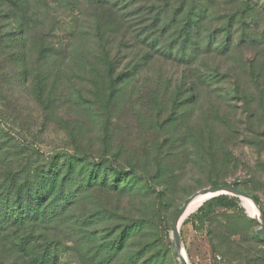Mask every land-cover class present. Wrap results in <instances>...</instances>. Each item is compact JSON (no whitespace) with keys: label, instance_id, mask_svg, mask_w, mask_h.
Wrapping results in <instances>:
<instances>
[{"label":"trees","instance_id":"16d2710c","mask_svg":"<svg viewBox=\"0 0 264 264\" xmlns=\"http://www.w3.org/2000/svg\"><path fill=\"white\" fill-rule=\"evenodd\" d=\"M54 1L59 6L72 5L79 15L65 49L51 41L55 21L49 17L48 0H0V21L13 26L0 40V59L9 61L21 86L31 84L37 103L47 105L48 111L50 105H140L149 120L143 121V112L138 113V129L145 139L140 146L143 159L129 163L127 171L110 167L119 180L131 179L122 187L98 182L93 172L77 176V187L71 185L77 162L92 166L89 153L65 154L59 167L53 155L33 169L40 158L36 150L29 149L25 156L22 145L11 140L5 143L7 152L0 145V243L9 244L28 264H49L45 253L58 244L38 245L44 236L38 229L60 222L80 193L98 187L122 195L144 193L148 198L160 188L155 199L161 203L163 191L172 192L187 169L224 174L236 168L238 160L230 148L242 134L249 144L264 150V112L252 108L264 105V62L235 59L234 67L222 71L219 65L201 61L203 47L206 53L223 54L231 47L199 44L198 20L187 16L184 24V17L177 10L171 14L164 0ZM124 60H128L125 65ZM168 63L171 68L165 67ZM235 105H241L245 119L237 118L240 108ZM255 120L261 127L255 126ZM63 171L66 175L58 181ZM231 185L238 188L237 183ZM254 191L244 189L264 215L260 199L251 194ZM222 209L243 212L238 198L221 195L204 202L189 220L202 224ZM155 217L145 214L111 229L117 235L109 256L119 255L130 239H137L139 251L125 257L123 264H156L157 256L145 259L152 252L146 232L154 226ZM249 222L254 225L253 219ZM31 223L35 230L12 236L13 229ZM30 243L44 255L28 258L25 251ZM250 243L249 251L222 240L212 248L222 257L230 249L227 264H264V238L253 233ZM160 250L164 252V247ZM166 251L168 255V247Z\"/></svg>","mask_w":264,"mask_h":264},{"label":"rangeland","instance_id":"374dc122","mask_svg":"<svg viewBox=\"0 0 264 264\" xmlns=\"http://www.w3.org/2000/svg\"><path fill=\"white\" fill-rule=\"evenodd\" d=\"M48 1L51 7L49 17L52 22L55 21L51 41L55 46L59 45L65 49L68 44V33L79 15L72 10V5L64 2L59 6L54 0ZM164 2L171 14L175 10L179 11L181 18L184 17V24L187 16L198 20L199 37L196 39L199 40V44L206 46L210 42L215 48L228 43L231 47L229 53L223 54L220 51L206 53V48L202 46L199 51L201 61L206 59L210 66L219 65L222 71L231 68L232 65L234 67L235 59L248 62L257 58L264 62V0H164ZM85 19L87 20V17ZM12 29V25L1 20L0 40L11 33ZM1 58L0 145L5 151L7 150L5 143L10 140L12 143L22 145L25 156L29 149L36 150L40 158L32 164L33 169L41 167L43 161L53 155L59 167L64 161L62 156L65 154L74 155L81 151L89 153L88 162L92 166H87L85 162H77L72 170L75 180L71 185L74 187L78 185L77 176L82 178L92 172L98 182L107 181L112 187L113 185L122 187L131 181L130 178L119 180L110 167L127 171L129 163L143 159L140 146L145 139L138 129L140 119L138 113L143 112L144 115H140L143 121L149 120V116L141 110L140 105H50L51 110L48 111L47 105L37 103L31 84L21 86L9 61ZM34 62L31 61L32 64ZM127 62L128 60H124L123 65ZM168 65L165 67H172V63ZM235 106L240 108L237 118L245 119L247 114L242 111L241 105ZM252 108L264 112V105H253ZM254 123L255 126L261 127L258 120ZM230 150L233 157L238 160V166L230 170L231 172L215 174L205 170L187 169L174 185L172 192L167 194L163 191L161 203L155 199L158 191L162 190L160 188H156L157 191L148 198L144 193L132 191L133 194L122 195L115 190L98 187L87 193H80L60 222L49 224L47 228H37L44 233L42 239L37 242L38 245L44 241H55L57 247L45 253L38 249L37 245L30 243L25 251L27 257L32 260L36 255L42 256L45 253L49 264H123L125 257L139 251L135 245L137 239H130L119 255L109 256L111 255L109 246L113 247V240L117 235L112 234L110 230L138 216L146 214L147 217H155L156 207V222L152 229L145 231L148 235L147 246L152 250L146 254L145 259L157 256L159 261L156 264H179L171 247L170 224L185 199L201 189L212 186L213 182L220 185L237 183L240 190H255L251 194L258 196L264 208V150L249 144L245 134H242L237 142L232 143ZM26 162L23 160V163ZM65 175V171L58 174V181ZM238 206L243 209L242 213L235 210H218L202 224L194 219L189 220L198 209L186 217L179 229L182 250L188 264H227L231 259L230 249L227 251V257H222L212 248L213 244L221 240L239 243L244 251L251 249L250 237L253 233L256 235L259 225L247 211L244 200L238 199ZM251 219L254 220V225L249 222ZM35 229L31 223L21 230L13 229L12 236H23ZM161 247L162 249L164 247V252L160 250ZM167 247L168 255L167 251L165 253ZM0 264L28 263L21 258V254L11 250L9 244L0 243Z\"/></svg>","mask_w":264,"mask_h":264},{"label":"water","instance_id":"95a60500","mask_svg":"<svg viewBox=\"0 0 264 264\" xmlns=\"http://www.w3.org/2000/svg\"><path fill=\"white\" fill-rule=\"evenodd\" d=\"M210 195L211 197L207 200H210L214 197H218L221 195H228L239 200L246 199L253 203L256 209L259 212V216L257 218H253L256 223L259 225V228L256 231V235L259 238H264V215L260 210L258 204L256 203L255 199L248 193L238 189L237 187L230 185V184H221L217 186H210L204 189H201L194 195L190 196L189 198L185 199L181 207L175 213L171 224H170V239H171V247L174 253V256L178 259L179 264H188L185 256L182 253V241L180 237V230L178 227V223L182 216L184 215L189 203L192 201L195 195ZM184 222V221H183Z\"/></svg>","mask_w":264,"mask_h":264},{"label":"bare ground","instance_id":"6f19581e","mask_svg":"<svg viewBox=\"0 0 264 264\" xmlns=\"http://www.w3.org/2000/svg\"><path fill=\"white\" fill-rule=\"evenodd\" d=\"M211 196L210 195H195L194 198L192 199V201L189 203L184 215L182 216V218L180 219L179 223H178V227L180 228L181 224L183 223V221L186 219V217L190 214L193 213L194 211H196L205 201H207V199H209ZM244 200V206L246 207L247 211L249 212V214L251 216H253L254 218H257L259 216V212L256 209V207L253 205V203L249 200L246 199H242ZM180 230V229H179ZM182 253L184 255V252L182 250ZM185 256V255H184ZM187 260V259H186ZM188 262V261H187Z\"/></svg>","mask_w":264,"mask_h":264}]
</instances>
